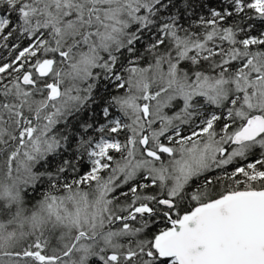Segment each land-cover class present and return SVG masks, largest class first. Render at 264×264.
<instances>
[{
  "label": "trees",
  "instance_id": "1",
  "mask_svg": "<svg viewBox=\"0 0 264 264\" xmlns=\"http://www.w3.org/2000/svg\"><path fill=\"white\" fill-rule=\"evenodd\" d=\"M99 2L0 0V16L5 22L0 32V181L6 184L14 174L20 176L10 161L23 150V144L32 142V128L55 120L48 132L50 140H43L42 153L46 151V155L31 163L29 181L20 187V209L6 203L2 195L6 187H0V227L13 212L25 216L40 203L71 204L78 197L82 203L93 200L99 209L95 227L69 233L65 228L64 235L30 233L17 249L1 243L0 261L9 258L22 264H41L33 254L62 257L69 252L70 256L83 246L87 264H111L114 256L119 264H167L170 260L154 249L155 240L183 214L228 193L264 189L262 142L229 164L204 171L174 198L166 196V189L151 174L147 176L150 170L131 173V179L124 175L116 178L129 155L137 161L150 158L137 135L133 134L130 142L131 119L124 106L134 93L127 83L130 68L141 69L142 86L135 94L139 103L154 108L156 101L169 98V106L163 110L169 120H161L167 128L160 142L170 147L216 138L221 131L231 138L250 116H264V109L254 108L249 113L245 109L256 91L264 92V14L254 0H147L137 19L125 26L121 41L75 85L80 98L53 117V103L63 89L61 71L58 75L54 71L60 64L76 61L81 43L94 25L92 8ZM45 59H54L55 65L49 77L41 78L36 69ZM171 69L177 70V78L188 88L220 79L225 81V91L217 90V102L195 93L183 108L185 99L171 100L162 80ZM28 72L33 86L22 83ZM51 84L54 90L49 88ZM212 116L210 129L192 137ZM142 133L149 139L148 147L160 153L156 162L165 161L167 154L154 145L150 127L144 126ZM102 138L118 146L99 157L102 169L92 179L88 177L94 169L91 155ZM208 191H213L208 198L201 197ZM162 199H172L179 214L160 205ZM140 206L157 210L159 215L130 218ZM107 235L111 236L106 239ZM55 240L58 250L52 253Z\"/></svg>",
  "mask_w": 264,
  "mask_h": 264
},
{
  "label": "rangeland",
  "instance_id": "2",
  "mask_svg": "<svg viewBox=\"0 0 264 264\" xmlns=\"http://www.w3.org/2000/svg\"><path fill=\"white\" fill-rule=\"evenodd\" d=\"M3 1V0H1ZM147 0H100L94 11L93 28L89 30V34H86L85 39L81 43L80 52L77 54L76 61L74 64L65 66L64 64L59 65V69L54 71L58 75V70L61 71V77L63 81V89L54 101V113L52 116H57V111L60 109H67L72 105L74 99L80 98L79 93H75V85L80 81H84L89 76L95 66L100 63L103 57V51L119 43L123 38V33L126 25H130L131 22L135 21L138 17L141 6ZM254 5L260 13L264 14V0H254ZM5 22L2 16H0V32L4 27ZM115 46V45H114ZM120 46V45H117ZM61 65L64 67L60 70ZM154 65V64H153ZM177 70L171 69L163 75V81L166 83V89L168 91V97L171 95V100L174 98L185 99L183 108L189 102L190 98L197 93L198 95H204L206 99H212L217 102L218 92L225 91V81L217 80L213 81L210 85H203L201 83L197 88H188V85L184 84L177 78ZM127 83L128 88L133 90V94H130V100L124 102V106L128 116L131 119V144L134 141L133 134L139 137V140L143 138L144 126H149L151 132L150 136L153 138L154 145L158 149H162L167 157L165 161L156 162L157 160L152 158H146L137 161L134 155H129L126 161L123 163L124 166L120 167L116 178L121 176H127L131 179V173H136L140 170H150L147 173L152 175L155 182L159 184L161 188H165L168 198L176 197L182 188L193 178L199 176L201 173L208 169L217 168L229 164L239 156L246 154L253 144H260L264 146V137L256 140L253 143L245 144L243 146L234 147L225 154L221 151L228 143L230 137L227 136L224 131L219 132V135L214 138L213 136L205 138L202 142L198 140L190 143L189 146L185 144H178L174 147L162 144L160 137L165 133L166 126L163 127L161 120H169L168 117L164 116V109L169 106V98L167 101H156L154 108L150 107V119L149 123H145L144 114L141 109V103L136 99L139 94V90L142 86L141 80V69L139 71H128ZM146 79L149 78V70L146 69L144 72ZM156 75V74H155ZM85 77V78H84ZM80 80V81H79ZM82 83V82H81ZM148 91V90H147ZM260 91V90H258ZM249 98L246 103L247 113L252 111L254 108L264 109V92L260 91ZM145 95V94H144ZM143 95V96H144ZM135 96V97H134ZM133 97V98H132ZM154 109V110H153ZM245 116L246 112H239ZM144 118V119H143ZM214 120V116L208 119L202 126V129L196 131L192 137H197L201 134L206 133ZM47 123L46 126L40 125L32 128L30 139L32 142L23 144L22 151H18L15 161L11 160V168L19 170L20 176L17 177L15 174L10 183L4 184L0 181V187L5 188L7 191H3L2 195L5 198L6 203L10 202L14 207L20 209V187L23 183L29 181V169L31 163L38 160L39 157L45 156L44 151L42 153L43 140H50L47 135L51 130L53 123ZM106 127H110L106 124ZM46 144H48L46 142ZM29 147H27V146ZM117 144L109 140L108 138H102L99 143L95 146V150L91 155L93 171L89 174V178L96 179L99 171L102 167L99 165V157H102L109 149L116 147ZM222 146V147H221ZM97 147V148H96ZM45 149V148H44ZM155 161V162H154ZM31 174V173H30ZM29 174V175H30ZM109 189V188H108ZM213 191H208L201 195L203 198H208ZM23 205V202L20 203ZM96 203L91 199H85L84 202H80L77 197L73 199V202L69 204L67 201L60 203H40L36 210H31L30 214L22 216L21 212H13V217L4 220L0 227V244L5 243L14 248H20L22 241L29 237L30 233L36 232H50L51 234L60 233L64 235V230L67 228L66 233H69L71 229L91 228L96 226V220L99 217V209ZM11 227V228H9ZM111 235L105 236L107 239ZM105 239V240H106ZM59 242L55 240V246L51 248L50 252L55 253L58 248ZM63 245L64 241H60ZM77 254V255H76ZM87 250L86 247L78 248L73 254L65 259H62L58 263L48 264H87ZM76 256V257H75ZM115 257V256H114ZM112 257L111 264H119L118 259ZM151 260L154 262L153 255ZM175 260L167 261V264H173ZM0 264H22L16 260L11 261L8 259H1ZM102 264H105L104 262ZM124 264V263H121ZM141 264V263H138Z\"/></svg>",
  "mask_w": 264,
  "mask_h": 264
},
{
  "label": "water",
  "instance_id": "3",
  "mask_svg": "<svg viewBox=\"0 0 264 264\" xmlns=\"http://www.w3.org/2000/svg\"><path fill=\"white\" fill-rule=\"evenodd\" d=\"M54 65V59L43 60L36 69L38 76L49 77ZM22 83L35 85L30 72L23 77ZM49 88L54 90L55 86L51 84ZM143 109L147 117L148 108L144 106ZM262 135L264 116L256 113L247 119L231 142L241 145ZM141 144L147 156L159 158L160 154L148 148L146 135L141 139ZM160 205L172 208L174 203L161 200ZM154 213L148 207L140 206L130 218L148 217ZM154 249L163 258L173 259L177 264H264V189L228 193L198 205L159 233ZM32 256L41 264L60 261L59 257H46L40 253Z\"/></svg>",
  "mask_w": 264,
  "mask_h": 264
},
{
  "label": "bare ground",
  "instance_id": "4",
  "mask_svg": "<svg viewBox=\"0 0 264 264\" xmlns=\"http://www.w3.org/2000/svg\"><path fill=\"white\" fill-rule=\"evenodd\" d=\"M112 47H113V46H109L108 49H106L105 51H103V52L105 53V55H106V54H109L108 52L110 51V49H111ZM104 53H103V54H104ZM101 61H102V59L100 60V62H101ZM99 64H100V63H99ZM53 69H54V67H53ZM134 70H135V72L138 71L137 68H135V67L129 69V71H134ZM52 72H53V71H52ZM52 72H51V73H52ZM144 106H146V107L148 108V116H147V117H145V112H144V109H143ZM141 109H142V112H143V114H144L145 119H148V120H149V119H150V107H149V105L146 104V103H143V104L141 105ZM0 126H1V123H0ZM47 135H48V134H47ZM234 135H235V134H234ZM234 135H233V136H234ZM256 140H258V139H256ZM256 140L249 141V142L243 143V144H241V145H237V146H243V145H245V144L253 143V142H255ZM237 146H236V147H237ZM16 159H19V158H15L13 161H15ZM162 200H164V199H162ZM160 201H161V200H160ZM135 219H136V218H135ZM66 253H68V255L70 254L69 252H66ZM68 255H67V256H68ZM67 256L64 255V256H62V257H59V259L62 260L63 257H67ZM153 264H158V262L155 261V263H153Z\"/></svg>",
  "mask_w": 264,
  "mask_h": 264
},
{
  "label": "flooded vegetation",
  "instance_id": "5",
  "mask_svg": "<svg viewBox=\"0 0 264 264\" xmlns=\"http://www.w3.org/2000/svg\"><path fill=\"white\" fill-rule=\"evenodd\" d=\"M56 94V93H55ZM54 94V95H55ZM233 137V136H232ZM232 137L229 139V141H228V143L227 144H225V147L222 149V151H221V153L222 154H225L226 152H229V150H231V149H234V147H236L237 145H233L232 144ZM222 147V146H221ZM170 200H172V199H170ZM169 209H175V204H174V206L172 207V208H169ZM149 211H155V213L153 214V216H155V215H159V212L157 211V210H154V209H149ZM175 211H176V213L177 214H179V212L175 209ZM176 214V215H177ZM182 214H180V216H181ZM152 216V215H151ZM144 217H147V216H144ZM149 217V216H148Z\"/></svg>",
  "mask_w": 264,
  "mask_h": 264
}]
</instances>
